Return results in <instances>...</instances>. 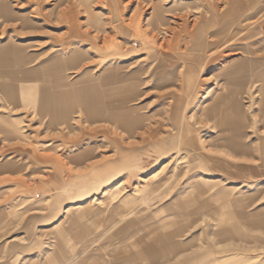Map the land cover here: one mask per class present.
I'll list each match as a JSON object with an SVG mask.
<instances>
[{"label":"rangeland","instance_id":"rangeland-1","mask_svg":"<svg viewBox=\"0 0 264 264\" xmlns=\"http://www.w3.org/2000/svg\"><path fill=\"white\" fill-rule=\"evenodd\" d=\"M6 1L0 44L19 46L21 78H36L23 82L25 95L0 99V264H113L126 244L138 251L139 237L177 228L172 205L195 197L213 212L188 221L178 239L192 233L195 248L170 264L195 252L211 255L206 264H264V0L256 9L221 0L228 37L204 51L171 30L188 19L212 31L200 0ZM224 66L226 77L244 74V86L226 85ZM115 72L138 82L133 129L77 105L78 92L100 90L92 81ZM44 86L50 115L35 101ZM174 124L188 129L190 147L170 138ZM240 196L245 205L233 206Z\"/></svg>","mask_w":264,"mask_h":264},{"label":"crops","instance_id":"crops-1","mask_svg":"<svg viewBox=\"0 0 264 264\" xmlns=\"http://www.w3.org/2000/svg\"><path fill=\"white\" fill-rule=\"evenodd\" d=\"M23 1H25L27 5L30 4L28 0ZM214 2L216 5H219L221 0H214ZM245 2L246 1L244 0H237L238 4L241 3L243 5H246ZM246 3L249 7L256 9L260 1L248 0ZM202 4L204 5L205 3L203 2ZM8 6L10 7V3L8 1L0 0V16L6 14H4V11L6 12ZM159 14L162 24H168L169 20L164 16V12H159ZM240 15V13H237L238 20L240 18ZM19 20L23 22V27H27L30 25V23H32V20L28 15L19 17ZM208 22L210 27H213V29L207 34H205V29L198 26V23L190 24L188 19H184L183 22H180L178 26L176 25V27L172 28L171 30L175 32L174 36L178 41H181L182 36H184L183 40L186 43L190 42L191 47L193 46V38L197 36L199 31H201L203 34L202 48L199 49L196 43L194 44V49L204 51L206 49H209V47H215L223 44L224 38L228 37L229 22L227 18H224L223 13H209ZM210 38H220L221 40L216 44L211 42ZM238 48L240 49V47H237V50H239ZM75 57H80V52L76 53ZM241 59H244V56L234 63H238ZM6 66H12V70H6ZM226 67L227 66H224L225 84L235 87L244 86V84L247 82L245 80V75L242 74L239 76L227 78L225 75ZM249 71L250 73H248L253 74L254 76L257 71V64L254 63L251 70L249 69ZM35 78V75L31 71L29 72V78L27 80L21 78L19 46H16L14 44L5 45V43L0 44V99H8L12 101L16 99L17 94L19 93L21 96L25 95L27 89L24 85H22L23 82ZM173 78L174 74L168 69V66L164 64L161 73V81L168 82ZM87 83H90V81H87ZM92 83L100 84L101 86H103V88H101L100 90H95L92 94L90 92L86 93L84 92V90L78 92V94L76 95L77 105L81 106L82 109L86 110L91 116L95 115L96 112L101 113L110 111L116 121L130 126L129 128L131 129L135 128L138 124H141L142 118L140 116H137V114L135 113V109H132L128 105V103L135 98L139 91L138 82L135 80V74L125 76L124 74L115 72L102 81H92ZM35 101L36 105L38 106V110H40L41 113L50 115V93L45 86L40 91V97H37ZM1 120L2 118L0 119V121ZM173 127L175 130V135H170V138H174L176 136H178L179 138L182 137V145L185 147H190L192 144V139L186 137L188 129L186 130L185 127L175 124L173 125ZM3 131H5L4 124L0 122V132ZM198 201L199 200H197V198L195 197L191 198L190 200L183 199L179 202L174 203V205L172 206L175 209L176 214L183 218L182 221L179 222L178 227L173 230L166 231H161L160 227L156 228L147 233V237L150 238V240H145L144 237H139L133 244L140 247L138 251L131 250V246L126 244L127 249L125 255L122 256L121 254H116L113 264H116V261L120 260L121 258L122 260L126 261V263L124 264H170V262L176 260L180 255L187 254L192 249L194 250V244H196V240L194 236L191 235L192 233H190L185 240H179L178 237L186 235L185 232H187L186 227L188 226V221H190L191 224H195L199 221L198 215L201 212H213V208L206 206V204L202 201ZM243 202L244 198L240 196L234 200L232 205L235 207H243L245 205V203ZM142 203L144 204L147 202L142 201ZM190 206H195V208L193 209V211L188 212V208ZM219 206H217V208ZM222 210V206H220L217 211V220L220 223L226 222V216H224V212ZM243 212L244 211L236 212L237 216L240 215L241 220H244ZM253 219L255 220V218ZM256 223L258 224L259 222L254 221L253 225L255 226ZM132 226H134V224L133 222H130L127 226L118 231V235L122 234L125 229L131 228ZM212 259L213 258H211L210 254H207L205 252L201 254L195 252L191 257L185 258L182 264H206V261H211ZM80 263L81 261L79 260V257H76L67 264Z\"/></svg>","mask_w":264,"mask_h":264},{"label":"bare ground","instance_id":"bare-ground-1","mask_svg":"<svg viewBox=\"0 0 264 264\" xmlns=\"http://www.w3.org/2000/svg\"><path fill=\"white\" fill-rule=\"evenodd\" d=\"M201 1L204 2L205 5L207 6L206 7L207 8V11H205V12H208V13H211V14H216L218 12V8H217V5L215 4L214 0H201ZM202 13H204V12H202ZM202 36H203L202 32L199 31L198 34H197V36L193 38V46H192V48H194V44H196V43H197L196 45L198 46L199 49L202 48V40H203V37ZM247 72H249V71H247ZM239 75H242V74L240 72H237V75L236 76H239ZM227 78H229V77H227ZM243 203H242V205H243Z\"/></svg>","mask_w":264,"mask_h":264}]
</instances>
